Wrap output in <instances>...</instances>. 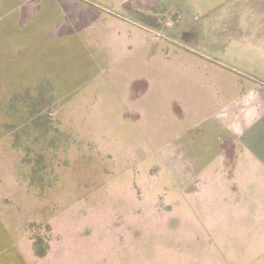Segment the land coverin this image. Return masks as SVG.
<instances>
[{"label":"rangeland","instance_id":"374dc122","mask_svg":"<svg viewBox=\"0 0 264 264\" xmlns=\"http://www.w3.org/2000/svg\"><path fill=\"white\" fill-rule=\"evenodd\" d=\"M194 5L209 11L196 26L240 33L241 49L205 52L262 77L264 93V0ZM0 79V264H264V188L232 146L208 161L190 124L122 115L110 84Z\"/></svg>","mask_w":264,"mask_h":264},{"label":"crops","instance_id":"0c3cea01","mask_svg":"<svg viewBox=\"0 0 264 264\" xmlns=\"http://www.w3.org/2000/svg\"><path fill=\"white\" fill-rule=\"evenodd\" d=\"M200 2L0 0V73L8 78L2 82L63 85V93L110 84L120 91L122 115L190 124L181 129L185 141L206 139L190 145L212 148L208 161H226L232 146L248 165L250 187L264 188L263 79L205 52L242 45L240 33L193 24L209 19L208 9L195 10ZM194 87L200 98L184 95ZM182 115L193 118L178 121Z\"/></svg>","mask_w":264,"mask_h":264},{"label":"built area","instance_id":"2783aa9c","mask_svg":"<svg viewBox=\"0 0 264 264\" xmlns=\"http://www.w3.org/2000/svg\"><path fill=\"white\" fill-rule=\"evenodd\" d=\"M164 25H165L166 27H169V26L172 25V21L169 19V20H167V21L164 22Z\"/></svg>","mask_w":264,"mask_h":264},{"label":"water","instance_id":"95a60500","mask_svg":"<svg viewBox=\"0 0 264 264\" xmlns=\"http://www.w3.org/2000/svg\"><path fill=\"white\" fill-rule=\"evenodd\" d=\"M174 19V18H173Z\"/></svg>","mask_w":264,"mask_h":264}]
</instances>
